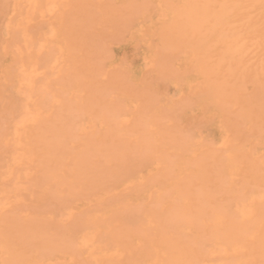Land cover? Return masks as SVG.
I'll use <instances>...</instances> for the list:
<instances>
[{
    "label": "bare ground",
    "instance_id": "6f19581e",
    "mask_svg": "<svg viewBox=\"0 0 264 264\" xmlns=\"http://www.w3.org/2000/svg\"><path fill=\"white\" fill-rule=\"evenodd\" d=\"M60 1L49 26L64 68L50 81L63 98L46 92L31 124L0 123L35 196L0 211L7 264H264V0ZM128 39L146 70L112 50ZM154 77L188 89L164 106ZM210 125L218 139L194 129Z\"/></svg>",
    "mask_w": 264,
    "mask_h": 264
},
{
    "label": "rangeland",
    "instance_id": "374dc122",
    "mask_svg": "<svg viewBox=\"0 0 264 264\" xmlns=\"http://www.w3.org/2000/svg\"><path fill=\"white\" fill-rule=\"evenodd\" d=\"M7 1L9 3V7H7L8 11L6 12L5 10H3L2 12H6V13L3 14L4 16H2V17L0 15V20L3 18V20H1L2 22L0 21V56H1L0 57V82L2 83V88H3L2 93L5 94V96L2 95V99H0V123L4 124V130L10 131L13 128L20 126V124H24V122H26L25 124H28V123L31 124L30 122L33 121L32 119L35 118V114H36V109L34 108L36 106L35 105L36 101L38 103L39 101L41 102L43 100H46L47 98L44 97L45 96L44 94L46 92L49 93V97L47 96L50 100V101L48 100L49 103H58L57 101H59L62 97V96L58 95L59 93H61L58 91L64 90V89L58 83L55 84V81L53 83H51L50 80L52 78L56 79V77L58 78V75L61 76L63 74V71H60V70L61 69L63 70L64 62H60L59 53H58V51L55 52L56 51V39L52 38V33H51L52 30H50L51 27L53 28V26L55 25V17H56L57 11L61 10V8H62L61 1L60 0H44V2L46 1L45 2L46 4H45L42 0L43 4L41 3L42 5L40 7H37L39 13L37 11H35V9L31 10V9L27 8L26 4L28 3V0H7ZM19 3H20V5H19ZM22 3H24L23 5L26 6V7L24 6L25 9L23 8L24 11H22L23 10L21 7ZM52 4H57V5H52ZM55 6H57V7L55 8ZM53 8H55V9H53ZM18 9H20V10H18ZM43 9H47V10H43ZM42 10L44 11V13ZM53 10H55V11H53ZM155 11H156V8L154 9V13H155ZM0 14H2V13H0ZM45 15H46V18H43V17H45ZM35 16H37V17H35ZM14 19L16 21L19 20L21 22V26L20 25L17 26L21 30V32L19 29L16 28V30H19L21 35L19 34V32H17L16 34H18L19 36H16L17 38L15 37V40H10L9 39V30L12 28V25L10 22H12ZM43 20H45V23L43 24V26H40V24L42 23ZM38 22H41V23L38 24ZM47 22H49V23L46 24ZM36 24H38V25H36ZM49 25H51V27ZM30 26L33 29V31L34 30L37 31V33L33 32L34 36L36 37V44L35 45H34L35 41L33 39L34 37H31V35L33 36L32 29H31V32H29L30 30L27 31V29ZM22 27H24L25 30L23 29V31H22ZM46 31H48V32H46ZM137 31H138L137 29L134 30V35L136 34L135 32H137ZM24 33H25V35H24ZM26 34L28 35L27 38L25 37ZM49 35H51V36L48 38ZM19 37H21V38H19ZM44 37H45V40L43 39ZM18 38L19 39L23 38V39L19 41ZM17 39H18V41H17ZM33 41H34V43L32 44ZM141 42L147 46L149 43V40L146 38V39L142 40ZM18 43L22 44V45H19ZM128 43H129V39L123 45H112L111 47H112V50L117 55V57L122 61L123 66L126 67L130 72H134L136 70H140V71L146 70L148 68V65H149L148 64V57L144 56L143 52L147 53V51L142 50L141 54L132 53L131 50L129 49ZM51 44H53V46ZM32 45L34 46V49L32 48ZM50 45H51L52 53L48 51V48L50 47ZM16 46H18L19 48L18 47L16 48ZM40 46L42 48L44 47L43 49H45V51ZM18 49H21L22 51H20V50L18 51ZM24 49H25V51H24ZM40 49H42V50H40ZM34 50H35V52H34ZM53 50H55L54 53H53ZM23 51L26 54L28 53L30 55L29 56L25 55ZM47 52H49V53L47 54ZM39 53L40 54L43 53V55L44 54H46V55L41 56ZM23 54H24V56H23ZM27 56H28V58H27ZM37 56H39V57H37ZM32 57L34 60L32 59L30 61V59ZM42 57H44V58L42 59ZM20 58H21V60H20ZM45 58L47 60H45ZM48 58L51 60H49ZM142 58H144L146 61ZM25 61H28V63H26ZM44 61H46V62H44ZM48 61H50L49 64H48ZM23 62H25L26 64H24ZM36 62H40V64L36 63ZM27 64H28V68H26ZM37 65H38V67H37ZM45 65H47V66H45ZM39 66H40V68H39ZM10 67H12V69ZM46 67H49V68H46ZM13 69L15 71H13ZM51 71H53V72H51ZM58 71L60 74L55 76L56 72H58ZM48 73L49 74L51 73L50 77H49ZM10 74L13 75L12 79L15 78V80H14L15 83H14V81L12 82V80L10 81V77H11ZM30 74H31V76H30ZM41 76H42V78H41ZM52 76H54V77H52ZM38 78H40V79H38ZM34 79L35 80L37 79L40 81L37 82ZM152 81H153V85H154L153 90L155 92L161 94L164 97L163 98V104H164V106H167V107H170L171 104L176 102L179 99L180 94L184 93L185 90L188 89L184 80L171 82L170 84H168L165 91L156 82L155 77L152 78ZM10 82H12L14 84H12ZM50 83H51V87L49 85ZM6 84H7V86H6ZM33 85H35V87ZM52 86H53V88H52ZM9 89L10 90L12 89V91H9ZM41 89H42V91H41ZM54 89H56V90L54 91ZM31 90H32V93L34 94L32 96L30 95ZM158 90H159V92H158ZM35 91H37L38 93L40 92V93L39 94L37 92L35 93ZM48 93H46V95ZM6 95H7V97H6ZM9 95H10V97L8 98ZM36 95H38V96H36ZM41 98H43V99H41ZM24 102H25V104H24ZM27 103L30 104L31 109H30V106H27L28 105ZM41 105H42V103H41ZM20 108L22 110H20ZM5 110H8L9 112L5 111ZM4 112H6V113L8 112V113L5 114ZM31 112H35V113L33 114ZM9 113L11 116L9 115ZM31 114H32V116H31ZM4 118H6V119L4 120ZM194 129H199L200 135H201V133L205 134V132H206L207 136H209L210 138H213V139L219 138V131L217 130L215 125H210L208 128H194ZM16 139L17 138L14 136L7 138L5 140H3L0 137V143H1V145H0V158H1V160H0V165H1L0 166V169H1V176H0V204H1V206H0V211L3 210L4 208H6L7 210L12 209L13 211L19 212L20 208H21L20 202H22L23 198H24L23 201L27 204H33V201H31V200H34V199H32V197L35 198V196L32 193H30V190H29V184L30 183H29L28 176H26L22 170H20V171L23 173V175H22V173H20L18 164H13V165L10 164L11 163L10 158H12V156L14 154H16L17 150L20 151L19 147H21L20 144L18 147V143L16 142ZM8 145H10V146H8ZM2 147H4V148H2ZM5 149H7L9 152L6 151ZM12 149L13 150L15 149L14 153H12V151H13ZM10 172H12V173H10ZM23 176H25V177H23ZM19 190H21L24 193L22 194V192ZM18 191H19V193H18ZM26 193L28 194L29 200L26 199V198H28L25 196ZM22 196H24V197H22ZM14 197H15V199H14ZM18 198H20V199H18ZM10 203L14 204V205H11ZM76 208L77 207L75 206V209ZM61 218H62V219H60L61 224H65V223L69 224L68 217L64 213H62ZM1 237L5 241L8 238L6 236H2L0 233V240H1L0 241L1 242L0 243V264H7V255H6V252L4 250L5 245H4ZM59 254L58 253L54 254L51 258V261H55V262L61 261L62 262L64 259H66L64 257V255L59 256Z\"/></svg>",
    "mask_w": 264,
    "mask_h": 264
}]
</instances>
